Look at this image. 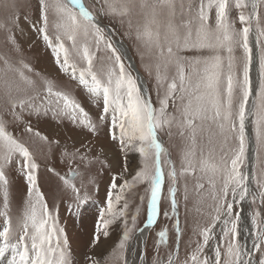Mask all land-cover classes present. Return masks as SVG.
Instances as JSON below:
<instances>
[{"label": "snow or ice", "instance_id": "1", "mask_svg": "<svg viewBox=\"0 0 264 264\" xmlns=\"http://www.w3.org/2000/svg\"><path fill=\"white\" fill-rule=\"evenodd\" d=\"M0 11L7 264H264V0H0ZM26 29L55 75L26 58ZM117 36L133 42L150 84ZM164 136L180 139L175 159ZM102 182L78 255L60 208L81 215ZM129 196L139 199L131 215Z\"/></svg>", "mask_w": 264, "mask_h": 264}, {"label": "rangeland", "instance_id": "2", "mask_svg": "<svg viewBox=\"0 0 264 264\" xmlns=\"http://www.w3.org/2000/svg\"><path fill=\"white\" fill-rule=\"evenodd\" d=\"M84 3L86 4V6L90 7L92 4V0H84ZM2 15L3 12L0 11V16ZM116 39L118 41L123 42L127 46V49L131 56V59L135 64L136 69L142 76V79L148 81V77L146 73H144L141 67V59L136 51L133 42L128 40L127 38H122L120 36H117ZM21 44L25 50L26 58L34 66L35 69L55 75V65L52 61L50 50L44 47L43 42L36 37L34 32H31L30 30L26 29L25 35L21 38ZM148 82L149 84L151 83L150 81ZM85 107H88L87 102H85ZM37 127H39L42 132L49 135H54L59 133L62 136L72 135L76 138H79L78 133L73 132L71 130H65L63 128L57 129L52 124L41 123L37 125ZM163 140L165 146L169 147L170 151L172 152L173 159H175L176 153L181 146L179 137H173V139L169 141L168 137L164 136ZM39 158L40 157L38 156V159ZM129 164L130 167L136 168L138 166V160L131 159ZM106 179L107 177L105 176L104 180L106 181ZM104 187L105 184L102 182L98 196L94 197L93 201L89 203V205L82 211V214L79 216L71 217L69 216L68 212L65 211L63 206H61L60 208V224L66 227L67 233L70 239L73 241L74 249L76 250L78 255L82 254L83 251L85 250V244L90 239V236L93 232L95 219L98 215V208L102 205L105 195ZM54 188H55L54 178L46 180V182H44L43 184V189L45 192H50L54 190ZM24 191H25L24 181L21 178H17L15 180V187H14V194L17 202H19L22 199L24 195ZM128 198L130 201H134L132 207H130L129 209V213L131 215V212L134 211L136 204H139V199L133 198L132 196H129ZM189 207L192 208L191 217L192 218L198 217V213L196 212L192 202H190ZM181 214L183 218V206H181ZM159 219L161 223H166V221L163 220L162 216ZM143 222H144V213L142 211L137 221V227L142 226ZM121 227L122 226L120 224L114 226L115 231H113L111 239L104 240L101 244V249L110 248L113 241L116 239L117 234L120 232ZM151 243L152 240L149 239V254H151ZM2 264H6V263H2Z\"/></svg>", "mask_w": 264, "mask_h": 264}, {"label": "bare ground", "instance_id": "3", "mask_svg": "<svg viewBox=\"0 0 264 264\" xmlns=\"http://www.w3.org/2000/svg\"><path fill=\"white\" fill-rule=\"evenodd\" d=\"M121 42V41H120ZM123 43V42H122ZM124 44V43H123ZM124 46L127 48V46L124 44ZM128 50V49H127ZM128 59H130V61L132 60L131 59V56H130V54H129V51H128ZM132 62H133V60H132ZM133 65H134V67H135V64H134V62H133ZM136 68V67H135ZM137 70V69H136ZM137 72H138V70H137ZM142 77V76H141ZM253 78L255 79V68L253 69ZM252 160H253V158H252V152L250 151L249 152V163H251L252 162ZM145 235H148V233L146 232L145 233ZM7 258H10V254L9 255H6V257H0V264H2V263H6L7 264Z\"/></svg>", "mask_w": 264, "mask_h": 264}, {"label": "water", "instance_id": "4", "mask_svg": "<svg viewBox=\"0 0 264 264\" xmlns=\"http://www.w3.org/2000/svg\"><path fill=\"white\" fill-rule=\"evenodd\" d=\"M128 62H130L132 65H133V62H132V60L130 61V59H128ZM134 66V65H133ZM134 71H136L137 72V70H136V68L134 67ZM252 158H253V153H252Z\"/></svg>", "mask_w": 264, "mask_h": 264}]
</instances>
